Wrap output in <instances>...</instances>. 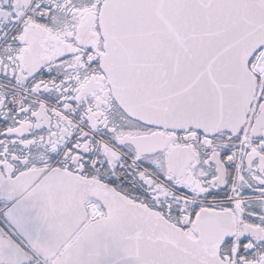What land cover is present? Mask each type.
Returning a JSON list of instances; mask_svg holds the SVG:
<instances>
[{"label": "snow or ice", "instance_id": "obj_1", "mask_svg": "<svg viewBox=\"0 0 264 264\" xmlns=\"http://www.w3.org/2000/svg\"><path fill=\"white\" fill-rule=\"evenodd\" d=\"M0 264H264V0H0Z\"/></svg>", "mask_w": 264, "mask_h": 264}]
</instances>
